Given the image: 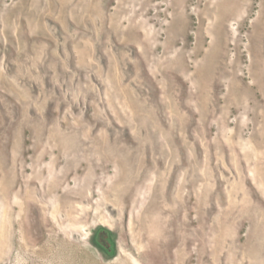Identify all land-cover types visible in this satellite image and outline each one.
Listing matches in <instances>:
<instances>
[{"label":"rangeland","instance_id":"374dc122","mask_svg":"<svg viewBox=\"0 0 264 264\" xmlns=\"http://www.w3.org/2000/svg\"><path fill=\"white\" fill-rule=\"evenodd\" d=\"M0 264H264V0H0Z\"/></svg>","mask_w":264,"mask_h":264},{"label":"bare ground","instance_id":"6f19581e","mask_svg":"<svg viewBox=\"0 0 264 264\" xmlns=\"http://www.w3.org/2000/svg\"><path fill=\"white\" fill-rule=\"evenodd\" d=\"M225 1L231 3V2L234 1V0H225ZM234 3H235V2H234Z\"/></svg>","mask_w":264,"mask_h":264}]
</instances>
